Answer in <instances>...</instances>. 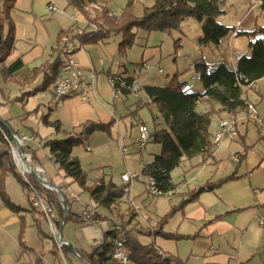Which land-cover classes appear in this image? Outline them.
Here are the masks:
<instances>
[{
    "label": "crops",
    "instance_id": "1",
    "mask_svg": "<svg viewBox=\"0 0 264 264\" xmlns=\"http://www.w3.org/2000/svg\"><path fill=\"white\" fill-rule=\"evenodd\" d=\"M126 1L109 0L108 6L112 12L119 14ZM139 1L145 6H150L153 2V0ZM14 2L11 18L14 23L15 42L4 65L7 67L21 60L22 68L12 76L0 72V121L10 133L33 137V142L25 150L32 164L43 170L47 181L62 191L69 189L73 194V198L66 195V200L67 209L74 216L62 228L61 238L82 255H88L102 245L104 234L111 231V226L120 223L126 227L128 220L126 215L132 213L135 216L134 221L126 227L130 237L142 246L153 245L164 257L173 258L179 264L233 262L264 264L262 249L264 227H260L256 221L258 216L264 218V173L256 172L264 157L261 158V155L254 152L256 145L264 147V137L258 136L254 125L244 117H240L238 137L235 140H224L215 146L211 158L203 160L202 157H194L182 162L170 174L172 183L177 186L172 195L159 197L149 195L145 186L146 179L141 177L132 182L130 192L128 191L122 200L112 206L109 214L105 210L96 211L90 205L89 195L76 184L65 179L62 172L50 161L48 149L44 144L47 140L56 138L51 123L58 122L66 131L75 130L86 121L107 125L106 131L94 132L85 142V148H89V151H85L95 152L94 158L85 161L86 155L76 147L72 150V156L78 159L82 169L87 172L88 186L94 182L100 172L105 175L106 181L111 179L114 183L123 185L121 181L123 173H137L130 165L131 155L137 153L136 120H141L147 126L145 121L149 122L152 119L153 124L161 123L160 119L154 122L159 115L155 106L149 103L144 89L146 86L162 87L168 83L159 82L164 73L159 75L156 71L136 68L135 65L130 64L127 52L125 55L117 52L121 35H110L93 44H80L75 40L67 45L71 46L73 59L84 70H92L96 74L94 90L88 102H82L76 96L56 100L53 86L44 87L45 70H42V67L52 63L57 50L62 47V42L59 44V35L62 31H72V34H76L85 29L83 18L80 17L78 21L72 18L75 10L68 6L67 0H15ZM225 2L230 7L231 15H226L229 18L225 20L227 24L224 25L246 31H251L256 26L264 27V14L254 15L252 12H247L241 0H225ZM50 3L60 12H48L47 6ZM226 16L222 15L219 18ZM192 20L188 19L181 25L184 23L191 25ZM140 31L137 32V36ZM150 34L146 33L147 39ZM168 36L175 40V51L182 48V43L185 42L196 51L194 56L185 57L181 68L169 67L173 76L177 75V79L185 84L184 90L188 93L203 92L198 75L192 69L195 63L202 61L211 72L215 64L226 62L234 70L237 59L241 55L248 54V44L236 45L235 41L238 37L233 35L227 37L218 46L197 43L202 36V24L199 22L193 35L186 36L179 29ZM149 44L148 42L144 45L145 50L138 64L141 65L147 60L162 69L161 65L164 61L160 49L156 50ZM178 54L182 55V50H179ZM206 59L209 62H206ZM144 71L147 72L145 77L142 74ZM152 74L160 77H154ZM115 75L137 79L142 86L141 91L136 95H126L121 100L114 101L112 88L107 79ZM261 82H264V79L250 85L243 94V99L254 104L259 113V106L264 102V93L260 94L257 88ZM253 88L256 89L254 98L248 95V90ZM197 110L204 113L207 105L201 103ZM226 114L223 112L212 116L211 136L217 131L219 121ZM260 115L264 117L263 114ZM148 127L150 131L153 130V126ZM95 136L98 142H94ZM90 142L93 144V149L88 145ZM124 149L126 152H123ZM146 150L149 156L141 168L160 153L159 145L152 143H148L144 151ZM243 152L245 156L243 161L231 159L232 156L238 157ZM41 155H44V158L41 159ZM230 176L234 177L216 184L212 190L201 193L196 201L180 205L182 194L197 190L207 183L215 184ZM12 177L6 176L5 189L11 202L24 210L21 218L24 225L23 244L21 246L18 239L20 215L13 214L0 199V242L2 243L0 264H46L45 256H49L53 264H60L61 261L63 264H71V258L60 252L58 255L54 253L56 241L49 233L44 219L29 205L27 192L21 189L17 192L18 198L14 196L15 187L11 181L14 180ZM19 196H24L25 202H20ZM138 201L140 205L136 204ZM144 207L147 210H143ZM84 212L92 213L94 220L102 219L106 223L99 224L94 220L86 222L82 219ZM168 213L170 214L162 233L176 236L175 239L142 236L136 233V228L152 230ZM43 224L47 228H43ZM69 225L74 227L73 233H78V237L72 240L67 239L68 233L65 230ZM32 230L36 232V240L28 244L25 237L28 231ZM87 245L91 248L90 252H86Z\"/></svg>",
    "mask_w": 264,
    "mask_h": 264
},
{
    "label": "trees",
    "instance_id": "2",
    "mask_svg": "<svg viewBox=\"0 0 264 264\" xmlns=\"http://www.w3.org/2000/svg\"><path fill=\"white\" fill-rule=\"evenodd\" d=\"M15 0H0V72L6 76H12L22 68L21 60L13 62L9 66L4 63L10 55L15 42L14 23L11 12L14 9ZM68 6L80 13L85 23V29L80 33L72 34V31H62L59 35V44L62 47L56 52L52 63L45 64L44 87L53 86L55 77L64 62L63 52L66 45L73 41L80 44L98 43L110 35H121L118 45L120 55L136 45L137 32L141 30L147 34L160 32L169 34L180 29L181 24L193 19L202 24V36L198 39L199 44H211L218 46L227 37H245L248 42V54L241 55L236 61L235 69H231L226 62L214 65L211 72L208 66L199 61L193 65V71L198 75L202 84L203 92L188 93L184 90L185 84L177 79V75L165 86H146L144 93L149 103L155 106L158 112L160 124H153L150 142L159 145L160 153L155 155L152 161L143 165L140 175L154 180L155 187L159 191L173 192L177 186L172 183L170 174L185 160L194 157H202L203 160L211 158L212 149L210 143V125L214 114L242 113L245 108L243 99L244 90L255 82L264 79V27L256 26L251 31L228 27L218 18L225 14L223 0H153L150 6L141 5L139 0H127L119 14H115L108 6L109 0H67ZM260 10L264 11V0H261ZM92 14H90V13ZM90 31H87V30ZM140 67V64L135 65ZM48 71V74H46ZM200 103L208 105L209 109L198 112ZM217 107V109H215ZM54 128V139L45 142L50 161L62 172L63 177L76 184L83 192L89 195L91 207L96 211L105 210L108 214L112 206L122 200L125 195L124 185H118L111 179L106 181L101 173L94 182L88 186L87 172L82 169L78 159L72 156V150L82 145L94 132L106 131L108 126L96 122L86 121L78 126L77 133L66 131L58 122L51 123ZM4 135L9 136L8 128L0 121V199L4 206L13 214L20 215L19 243L23 244L24 225L22 213L24 210L11 202L5 189V178L13 176L28 195V184L16 169L9 147ZM245 158L244 152L238 156V162ZM230 176L215 184L207 183L201 188L182 194L180 205L194 202L205 191L212 190L216 184L232 179ZM27 180L43 193L46 201L52 205L57 216V227L63 216L62 206L58 196L43 188L32 176L27 175ZM29 178V179H28ZM67 203V200H66ZM68 208V204H67ZM170 213L163 216L156 226L150 229L138 228L136 233L142 236H161L162 238L175 239L162 233L164 224ZM128 215V214H127ZM73 214L67 210L65 225L72 220ZM133 219L127 220L126 227ZM124 228L123 243L133 264H179L175 259L164 257L153 246H142L130 237V232ZM113 231L104 234L102 245L88 255H82L75 250L79 259L87 264H108L113 251L115 239ZM58 252L66 257L74 258V253L69 246L63 245L58 248L55 244L54 253ZM79 261V260H78ZM79 264H82L79 261Z\"/></svg>",
    "mask_w": 264,
    "mask_h": 264
},
{
    "label": "built area",
    "instance_id": "3",
    "mask_svg": "<svg viewBox=\"0 0 264 264\" xmlns=\"http://www.w3.org/2000/svg\"><path fill=\"white\" fill-rule=\"evenodd\" d=\"M48 12H60V10L52 3L47 6ZM81 17L80 13L77 10L74 11L72 18L75 21H78ZM66 56L64 57V62L60 67L58 75L55 77L53 82V94L56 100L76 96L82 102H88L90 100V94L94 90V82L96 79V74L92 70H84L78 62H76L72 57V50H67V53H64ZM141 68L147 69L149 71H156L157 74L161 75L163 73L162 69L153 65L150 61L145 60L140 65ZM108 83L110 84L113 92L114 101H119L126 95H136L138 94L142 86L140 85L137 79H133L126 76L115 75L110 77ZM240 117H244L248 122L252 123L257 130L258 136L260 138L264 137V117L260 115L257 107L245 101L244 111L240 114H226L224 118L219 121V128L216 132L211 136L210 143L211 149L213 150L215 146L221 144L224 140L233 141L238 137V120ZM136 127L138 130V137L135 141V149L136 152L139 153L145 150L146 146L150 142L151 131L149 127L144 124L141 120H136ZM5 141L9 147V151L11 153V157L13 159L14 165L18 170L19 174L24 178L26 183L28 184V200L30 202L29 205L40 215L41 218L44 219L49 232L52 234V237L56 241L58 248L63 245L68 246L66 243L61 241V234L58 235L57 227V216L54 208L50 205L46 199H44L43 194L35 188L26 178L29 174L30 170H34L38 177L41 180L47 182V179L43 175V170L40 167L31 166L30 158L26 153V149L28 145L33 142L34 138L29 137L22 134L10 133L9 136L4 135ZM15 148L20 152L23 158L27 160L29 163L28 169L22 171L15 159ZM86 150L89 151L87 147ZM24 151V153H23ZM126 152V149L123 150ZM17 153V151H16ZM232 160L237 161V156H232ZM142 176L137 173H123L121 175V181L125 186L124 191L127 193L129 191L130 185L133 181L141 178ZM38 182V181H37ZM39 183V182H38ZM40 184V183H39ZM41 185V184H40ZM45 188L43 185H41ZM146 190L149 195L154 197L159 196H170L173 192L168 191H159L155 187L154 180L152 178H147L145 180ZM46 189V188H45ZM48 190V189H46ZM50 191V190H49ZM66 199V195L73 198V194L69 189L63 191ZM59 200V199H58ZM60 202V200H59ZM60 204V203H59ZM82 219L86 222L93 221L92 213L84 212L82 214ZM99 224L106 223L105 220H94ZM256 221L260 227H264V218L258 216ZM61 225V221H60ZM111 231L115 234V239L113 241V251L110 255L108 264H133L128 256V253L124 247L123 243V234L124 229L119 224H115L111 226ZM262 249L264 254V236L262 240ZM162 259L164 256H162ZM228 264H236L228 263Z\"/></svg>",
    "mask_w": 264,
    "mask_h": 264
},
{
    "label": "rangeland",
    "instance_id": "4",
    "mask_svg": "<svg viewBox=\"0 0 264 264\" xmlns=\"http://www.w3.org/2000/svg\"><path fill=\"white\" fill-rule=\"evenodd\" d=\"M241 1H242V5L245 6L247 12H252V14H254V15L255 14H258V15L264 14V11H261L260 10L261 0H241ZM223 3H224V6L223 7L226 10V12H225L224 15L225 16L226 15H231V14H229L230 13V7L228 5H226L225 0H223ZM90 14H92V13H90ZM227 18H229V17L226 16L224 18L223 17L218 18V22H220L222 24H227V21H225V20H227ZM191 22H192L191 25H188L187 23H184L180 27V30L186 36L193 35L194 34L195 27H196V25H198V22H196V20H192ZM235 29H237V28H235ZM136 38H137L136 45L134 47H132L130 49V51L129 50L127 51L128 60H129L130 64L131 65H137L141 61L142 56H143V53H144V50H145L144 45L149 42L150 43L149 45L153 46L154 49H156V50L157 49L158 50L160 49V51H161L162 59L164 61V63H162V65H161V68L163 70L164 75L161 76L162 78H161V80L159 82H165V84L169 83L171 81L172 76H173V73L170 71V68H175V66L178 67V68H181L182 65L185 62V57L186 56L187 57L188 56H192L194 53H196V51L188 43H186V42L185 43H182V46L183 47L180 48V49H177L176 50L177 53H176V51L174 50L175 40L172 37H170V36H168L167 34H164V33L153 32L152 34H150L149 39H147L146 38V33L140 31L139 34H138V36ZM248 42H249V40L247 38H245V37H238L236 39V41H235L236 45H238V46H240L241 43L242 44H246V46H247ZM197 43H199V42L197 41ZM226 47H228V46H226ZM69 49L72 50L71 49V46L70 45H66V48L64 49L63 54L64 53H67V50H69ZM179 50H182V55H179L178 54V51ZM65 56L66 55L64 54L63 57H65ZM206 62H209V61H207V59H206ZM146 73H147L146 71L142 72V74H143L144 77L146 76ZM166 74H169V76L166 75ZM152 75L154 77H157L154 74H152ZM158 77H160V76L158 75ZM257 88H259L260 94L264 93V82H261L260 84H258ZM255 90L256 89H254V88L252 90H248L249 91L248 95L250 97H253L254 98L255 95H256ZM208 109H209V107L207 105V110ZM259 111H260L261 114L264 115V102H262L261 105L259 106ZM145 122L148 124V126H150V127L153 126V119L151 121H149V122H147V121H145ZM78 131H79V129L72 130L73 133H77ZM97 135H100V134H97ZM94 142H98L97 136H95ZM88 145L91 148L93 147V144H91V142ZM85 147H86V143H84L82 145H79L76 148L79 149L81 153H83V154L86 155L85 156V161H88L89 159L94 158L96 156V154H95V152H91L90 153V152L85 151L86 150ZM147 152H148V150H146V151L143 150V151H141L139 153H136L134 155H131L130 165L135 168V171L138 174L141 172V166H142V164L144 163V161H146V159L149 156ZM254 152H255V154L261 155V158L264 157V147L263 146H260L259 144L256 145L255 148H254ZM23 153H24V151H23ZM40 158L41 159L44 158V155H41ZM30 165L31 166H34L31 161H30ZM258 166L259 167L256 168V172L258 171V173H264V159L260 163V165H258ZM100 173L98 175H100ZM29 176H31V175H29ZM11 181L13 182V186L15 187V191H14L15 192V195L14 196L16 198H18L17 192L21 191L22 186L17 182V180L15 178H14V180L12 179ZM50 192H52V191H50ZM129 192H130V188H129ZM52 193H54V191ZM44 199H45V197H44ZM135 199L137 200V197ZM19 201L20 202H25L24 196H19ZM136 204L140 205V202L138 201ZM144 209H146V207H144L143 210ZM126 216H127L128 220L130 218V219H133V221H134L135 216L132 213H129ZM103 218H105V217H103ZM118 224L121 225L122 228L124 227V226H122V224H120V223H118ZM44 227H46V225H44L43 228ZM73 229H74V227H72L71 225H69V226H67L65 228L66 232L68 233L67 234V239L68 240H72L73 238H77L78 237V233L77 232L76 233H73L72 232ZM136 229H138V228H136ZM34 231L35 230L28 231V235H26V237H25L26 238L25 240H26V242L28 244H30V243L34 242V240H36L35 239L36 238V232H34ZM63 234L66 237V234L65 233H63ZM61 237H63V236L61 235ZM0 244H2V243L0 242ZM85 247H87L86 252H90L91 251V248L88 247V245L85 246ZM26 259L27 258H25V260ZM44 259H45L44 262L46 264H53V260L49 256H45ZM71 260H72L71 264H79V261H78V259L76 257L75 258H71ZM56 264H58V263H56ZM60 264H63L62 261H61Z\"/></svg>",
    "mask_w": 264,
    "mask_h": 264
},
{
    "label": "water",
    "instance_id": "5",
    "mask_svg": "<svg viewBox=\"0 0 264 264\" xmlns=\"http://www.w3.org/2000/svg\"><path fill=\"white\" fill-rule=\"evenodd\" d=\"M29 175H31L36 181H38L41 185H43L46 189L50 190V191H54V193L57 194L58 196V199L60 200V204L62 206V211H63V216H62V219H61V225L59 227V229L57 230L58 231V235H60L61 233V230L66 222V217H67V204L66 203V199H65V195L63 193V191L58 188L56 185H54L53 183L47 181H43L40 179V177L37 176V174L35 173L34 170H30L29 171ZM62 242L66 243L72 250V252L74 253V256L82 263V264H87L85 263L84 261L80 260L78 255L76 254L75 252V249L72 245H70L68 242H66L65 240L61 239Z\"/></svg>",
    "mask_w": 264,
    "mask_h": 264
},
{
    "label": "bare ground",
    "instance_id": "6",
    "mask_svg": "<svg viewBox=\"0 0 264 264\" xmlns=\"http://www.w3.org/2000/svg\"><path fill=\"white\" fill-rule=\"evenodd\" d=\"M14 151H15V159H16V162H17L19 168L22 171H25V169H28L29 163L27 162V160L25 158L22 157V155L20 154V152L18 150H16V148ZM16 151H17V153H16Z\"/></svg>",
    "mask_w": 264,
    "mask_h": 264
}]
</instances>
